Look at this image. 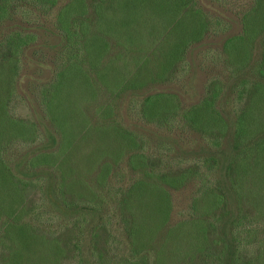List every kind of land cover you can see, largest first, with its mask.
Segmentation results:
<instances>
[{
  "label": "trees",
  "instance_id": "obj_1",
  "mask_svg": "<svg viewBox=\"0 0 264 264\" xmlns=\"http://www.w3.org/2000/svg\"><path fill=\"white\" fill-rule=\"evenodd\" d=\"M0 264H264V0H0Z\"/></svg>",
  "mask_w": 264,
  "mask_h": 264
},
{
  "label": "rangeland",
  "instance_id": "obj_2",
  "mask_svg": "<svg viewBox=\"0 0 264 264\" xmlns=\"http://www.w3.org/2000/svg\"><path fill=\"white\" fill-rule=\"evenodd\" d=\"M233 3H235V0H231ZM4 22L3 24H5ZM2 24V23H1ZM216 70H213L210 66H204L201 71L196 72L192 79V85L187 86V84H184L183 87H179L178 91L181 93V98L183 100V104H188L192 101L197 100L202 93L203 84L205 83V80L208 75L211 73H214ZM180 89V90H179ZM187 140L188 138L190 141L188 142L191 147H195L196 142L198 141L197 137H195L192 134H187ZM181 197H178V200L180 201Z\"/></svg>",
  "mask_w": 264,
  "mask_h": 264
}]
</instances>
